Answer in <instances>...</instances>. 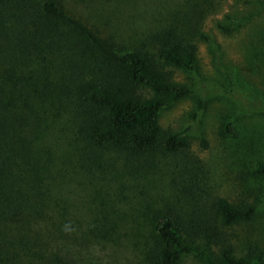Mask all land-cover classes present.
<instances>
[{"label":"trees","instance_id":"obj_1","mask_svg":"<svg viewBox=\"0 0 264 264\" xmlns=\"http://www.w3.org/2000/svg\"><path fill=\"white\" fill-rule=\"evenodd\" d=\"M215 8L216 0H178L128 47L62 0H0V264H101L94 247L120 241L119 223L105 213L100 231L82 230L43 146L46 115L71 110L89 153L115 151L132 167L157 155L188 157L187 131L164 128L160 113L191 94L175 68L196 69L198 41L210 40L203 22ZM220 135H237L233 123L224 122ZM251 174L264 178V163ZM188 203L145 205L140 222L151 228L138 236L150 264H187L189 255L205 264H264L258 243L237 255L230 232L256 217L255 202Z\"/></svg>","mask_w":264,"mask_h":264},{"label":"rangeland","instance_id":"obj_2","mask_svg":"<svg viewBox=\"0 0 264 264\" xmlns=\"http://www.w3.org/2000/svg\"><path fill=\"white\" fill-rule=\"evenodd\" d=\"M177 1L62 0L76 17L128 47L144 41L147 28L161 22ZM219 23L232 32L222 31ZM203 31L210 40L198 41L196 69L175 68V79L189 85L191 94L160 113L164 128L187 131L189 158L157 155L144 167H132L115 151L89 153L71 110L46 115L43 146L53 155L82 230L100 231L105 213L119 223L120 241L107 250L94 247L101 264H150L138 236L151 228L140 222L147 202L174 201L185 208L188 201L205 203L219 196L255 202L256 217L230 232L237 255L252 243L264 248V178L251 174L264 163V0H216ZM224 122H232L237 135H220ZM186 262L205 264L193 255Z\"/></svg>","mask_w":264,"mask_h":264}]
</instances>
